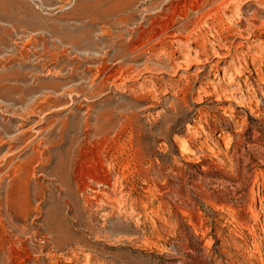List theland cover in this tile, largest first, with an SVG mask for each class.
Wrapping results in <instances>:
<instances>
[{"label":"rangeland","instance_id":"rangeland-1","mask_svg":"<svg viewBox=\"0 0 264 264\" xmlns=\"http://www.w3.org/2000/svg\"><path fill=\"white\" fill-rule=\"evenodd\" d=\"M0 264H264V0H0Z\"/></svg>","mask_w":264,"mask_h":264},{"label":"bare ground","instance_id":"bare-ground-1","mask_svg":"<svg viewBox=\"0 0 264 264\" xmlns=\"http://www.w3.org/2000/svg\"><path fill=\"white\" fill-rule=\"evenodd\" d=\"M187 6V5H186ZM199 73V72H198Z\"/></svg>","mask_w":264,"mask_h":264}]
</instances>
